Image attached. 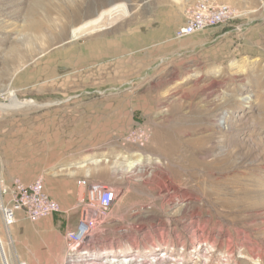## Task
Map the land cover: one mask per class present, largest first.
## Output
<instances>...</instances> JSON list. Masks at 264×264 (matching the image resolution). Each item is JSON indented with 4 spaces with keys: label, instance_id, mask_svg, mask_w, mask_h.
<instances>
[{
    "label": "rangeland",
    "instance_id": "374dc122",
    "mask_svg": "<svg viewBox=\"0 0 264 264\" xmlns=\"http://www.w3.org/2000/svg\"><path fill=\"white\" fill-rule=\"evenodd\" d=\"M194 1L0 0V177L112 188L96 261L264 264V0H211L235 19L176 40ZM60 206L74 226L0 218V264H70Z\"/></svg>",
    "mask_w": 264,
    "mask_h": 264
},
{
    "label": "built area",
    "instance_id": "2783aa9c",
    "mask_svg": "<svg viewBox=\"0 0 264 264\" xmlns=\"http://www.w3.org/2000/svg\"><path fill=\"white\" fill-rule=\"evenodd\" d=\"M189 12L185 24L175 30L176 40L228 24L235 19L232 10L224 6H215L210 0H199ZM132 134V144L139 147H142L149 137L143 130ZM43 185L41 177L35 178L29 184L18 178H13L9 184H6L0 177V218L6 232H9L10 227L15 224L17 211L23 212L32 223L61 212L60 205L48 197ZM76 189V202L80 215L76 227L67 230L64 235L65 261L70 264H149L152 260L156 263V258L150 256L144 259L135 256L121 260L112 258L96 261L90 243L113 207L117 194L104 183H90L86 179L77 180ZM3 258L4 264H7L4 256ZM129 259L135 260L127 261ZM17 264L26 263L19 261Z\"/></svg>",
    "mask_w": 264,
    "mask_h": 264
},
{
    "label": "crops",
    "instance_id": "0c3cea01",
    "mask_svg": "<svg viewBox=\"0 0 264 264\" xmlns=\"http://www.w3.org/2000/svg\"><path fill=\"white\" fill-rule=\"evenodd\" d=\"M211 1V0H210ZM194 2H196V0L194 1ZM53 175H55V176H57V174H53ZM81 176H80V178H78L77 180H80V179H86V181H88V182H90V183H97V182H93V181H90L89 179H88V174H80ZM66 176V175H65ZM54 177V176H53ZM76 180V181H77ZM54 181H56L57 183L59 182V181H57L56 179L54 180ZM76 181H75V183H76ZM46 183L47 184H45L46 186V188H44V191L46 192V190H47V194L49 195V197L51 198V199H53L54 201H56V202H58L59 203V205L60 204H62L63 206H62V208H64V207H67V206H69V204H71V203H73L74 204V207L76 208L77 207V202H76V198H74L73 197V200H72V202L71 201H69V200H65L64 198H62V196L59 194V193H57V192H53L52 190H50L49 189V187H48V183H50V180H47L46 181ZM101 183V182H100ZM103 183V182H102ZM44 184V183H43ZM44 186V185H43ZM61 207V206H60ZM78 208V207H77ZM63 212V211H62ZM69 212V210H66L65 211V213H68ZM66 215V214H65ZM64 214H61V212L60 213H56V214H53L52 216H49V217H47V218H45V219H42V220H40V221H38V222H35V223H32V222H30L26 217H25V215H24V213L23 212H21V211H17V212H15V219H16V222H15V224L17 223V221L19 222V221H22V219H25L27 222H30V223H32V224H38L39 226H37L36 228L41 232V234L42 233H44V232H47V231H49L51 228H53L54 227V224L53 223H51L50 222V220H49V218H52V217H55L56 216V218L54 219V218H52L53 219V221L54 222H56V225L57 226H59V227H63V230L64 229H67V228H69V226H74V221H70L69 222V216L68 215H66L65 216ZM72 217V216H71ZM78 219H79V217H78ZM77 219V220H78ZM48 220V221H47ZM44 221V222H43ZM47 221V222H46ZM14 224V225H15ZM77 224V223H76ZM13 225V226H14ZM13 226H11L10 227V229H9V235H10V237H11V234H10V230H11V228L13 227ZM65 233L63 234V246H52V250H53V253H54V259L56 260V259H58V261L61 259V256H62V254H64V251L66 250V247H65ZM11 240H12V238H11ZM22 258H24V256L23 255H20L18 252L16 253V257H15V259H17V260H20V259H22ZM54 260V261H55Z\"/></svg>",
    "mask_w": 264,
    "mask_h": 264
},
{
    "label": "bare ground",
    "instance_id": "6f19581e",
    "mask_svg": "<svg viewBox=\"0 0 264 264\" xmlns=\"http://www.w3.org/2000/svg\"><path fill=\"white\" fill-rule=\"evenodd\" d=\"M85 31H88L87 30V26H84V28L83 29H74L73 30V32H72V34H73V38H78L81 34H82V32H85ZM27 103H22V102H18L15 98H14V96L13 95H11L10 96V98H9V105L8 106H10V105H15V106H22V105H26ZM14 106V107H15ZM7 107V106H6ZM0 109H3V107H0ZM135 167V165H129V166H127V168L128 169H132V168H134ZM132 260V259H131ZM131 260H129V261H131ZM134 260V259H133ZM163 263V262H162Z\"/></svg>",
    "mask_w": 264,
    "mask_h": 264
}]
</instances>
